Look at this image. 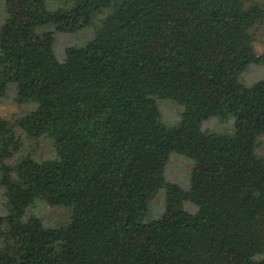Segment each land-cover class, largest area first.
<instances>
[{
	"label": "trees",
	"instance_id": "trees-1",
	"mask_svg": "<svg viewBox=\"0 0 264 264\" xmlns=\"http://www.w3.org/2000/svg\"><path fill=\"white\" fill-rule=\"evenodd\" d=\"M5 11L0 102L14 89L30 109L0 112V264H264V80L241 82L264 64V0ZM89 27L59 61L56 34ZM162 100L181 108L177 126L162 122ZM212 118L233 131L204 130ZM46 140L54 155L37 160ZM173 153L195 162L188 190L166 181ZM163 188L164 213L145 221Z\"/></svg>",
	"mask_w": 264,
	"mask_h": 264
},
{
	"label": "rangeland",
	"instance_id": "rangeland-1",
	"mask_svg": "<svg viewBox=\"0 0 264 264\" xmlns=\"http://www.w3.org/2000/svg\"><path fill=\"white\" fill-rule=\"evenodd\" d=\"M77 0H46V7L50 11H56L62 8H70L76 4ZM5 2L6 0H0V30L2 25L6 20V11H5ZM48 29H53L49 27ZM95 29L89 27L87 29L78 30L74 33H61L56 34V40L53 47V52L55 57L59 61H63L65 58V51L69 47H79L85 46L87 42L94 35ZM256 48L259 54L264 52V25L259 29L257 35ZM264 80V64H254L248 67L246 72L241 76V82L246 86H251L256 82ZM14 89H11L7 97H5L0 102V112L5 116L20 115L30 109L27 106L20 107L15 100ZM159 108L161 111V120L168 127H174L179 124L181 121V108L177 103L171 100H162L159 102ZM204 130L215 131L219 133H231L233 131L232 122H223L219 119H210L203 123ZM47 142L41 143L39 150L34 152L33 156L37 160H45L51 158L54 155V149L52 146L51 140H46ZM258 152L261 155H264V136L259 139L258 142ZM195 162L187 156L180 154H172L169 163L166 168L165 178L167 183L176 184L184 190L190 188L192 172L194 169ZM165 198H166V189L163 188L159 191L157 196L149 205L148 211L145 215V221H149L155 218L160 217L165 210ZM1 201V193H0ZM187 203L185 204L186 207ZM190 212L196 211V207L192 204H188ZM44 217L48 221L58 222L59 216L54 215L50 209L44 210ZM42 218L46 220L44 217ZM58 220V221H57ZM52 222V223H53ZM63 221L62 223H64ZM56 224V223H54ZM264 258V253L259 256Z\"/></svg>",
	"mask_w": 264,
	"mask_h": 264
}]
</instances>
